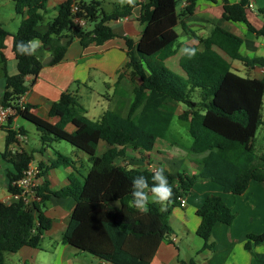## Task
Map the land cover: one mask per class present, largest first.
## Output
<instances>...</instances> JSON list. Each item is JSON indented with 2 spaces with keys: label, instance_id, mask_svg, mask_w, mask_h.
Masks as SVG:
<instances>
[{
  "label": "trees",
  "instance_id": "16d2710c",
  "mask_svg": "<svg viewBox=\"0 0 264 264\" xmlns=\"http://www.w3.org/2000/svg\"><path fill=\"white\" fill-rule=\"evenodd\" d=\"M48 1L12 0L15 13L24 18L14 33L0 24V63L5 78L1 102L11 105L17 116L33 123L43 144L65 141L87 154L90 165L82 181L69 177L70 183L59 189L51 190L48 180L44 179L37 188L40 200L30 209L20 200L0 201V264H7L5 253L17 252L23 246L41 247L42 236L51 225L44 205L52 196H69L75 200L63 231L64 243L109 264H149L158 245L171 241L172 230L168 223L171 209L179 206V198L190 193L198 178L216 182L233 195L243 193L251 181H264V152L257 153L253 144L257 129L264 127V72L261 78H254L241 76L231 68L232 60L264 68V58L243 56L240 53L242 38L215 25L207 37H196L197 45L188 47L196 50L193 57L184 54L180 58L184 77L180 76L162 62L175 53L176 26L179 24L184 31H190L180 18L193 13L196 0H188L181 9L178 8L180 0H146L139 3L138 18L145 26L138 40L124 38L127 61L118 84L127 70L139 80L131 90L126 113L128 95L119 85L115 90L116 103L97 120L84 114L85 108L74 91L66 90L50 107L49 115L58 117L56 123H50L30 112L29 104H25L23 110L18 107V98L43 65L37 51L34 56L19 54L17 42L38 39L41 48L52 56L49 63L54 64L63 58L75 38L86 47L114 37L109 22L130 15L138 2L124 0L107 12L99 0H64L55 6V15L41 29ZM221 1L224 19L242 22L248 30L264 35V24L256 28L248 18L249 0ZM73 2L78 7L75 14L70 10ZM75 16L92 27H77L73 22ZM8 36L16 60V73L12 75L5 71L3 53ZM30 75L33 77L28 81L26 78ZM178 105L183 109L177 118L188 123L192 138L188 152L197 172L171 173L164 168L172 197L164 205L150 203L146 213H139L130 204L132 179L144 176L151 185L154 170L146 167L151 162L150 152L165 138ZM10 122L11 118L5 128L6 148L15 141L17 132L25 134L22 128L17 132L11 129ZM68 123L75 127L71 132L65 129ZM100 140L107 144V149L98 155ZM128 148L140 154L145 161L144 168L117 163L118 158L126 157ZM2 157L12 164V170L7 172V190L15 192L11 182L22 175L32 156L24 150L11 153L7 148ZM72 163L71 158L56 153L49 166ZM39 168L41 175L45 174L47 167L40 163ZM196 212L200 222L195 233L203 241L202 249H212V227L217 222L230 225L235 214L214 194L208 195ZM262 243L264 231L248 233L244 248L252 251L254 245ZM256 261L264 264V255L256 257ZM179 262L197 264L194 258Z\"/></svg>",
  "mask_w": 264,
  "mask_h": 264
},
{
  "label": "crops",
  "instance_id": "0c3cea01",
  "mask_svg": "<svg viewBox=\"0 0 264 264\" xmlns=\"http://www.w3.org/2000/svg\"><path fill=\"white\" fill-rule=\"evenodd\" d=\"M53 1L55 0L47 2L44 20L40 24L41 29H44L46 22L55 15V6L64 0H56L55 4H53ZM131 1H136L138 4L132 8L130 15L109 22L115 34L114 37L102 44L90 43L86 47H83L79 40L75 38L68 45L63 58L59 62L50 64V60L48 63L42 64L43 66L37 77L21 96L24 103L31 106L30 112L50 123H56L58 117L49 115L50 107L59 98L61 93L66 90H72L78 95L83 104L85 108L84 114L92 120H97L103 112L111 109L116 103L118 98L115 93L117 85L128 95L124 113L127 111L131 100V90L139 83V80L137 76H132L129 70H127L118 84L119 76L124 70L123 66L127 61V47L124 38H130L134 42L138 40L145 26V23H142L138 18L140 15L139 3H143L146 0ZM229 1L230 3H234L237 0ZM187 2L188 0H180L178 8L181 9ZM249 4L252 6L247 8L248 18L254 27L259 28L264 24V0H249ZM23 18L24 16L21 15L18 25ZM180 19L181 22L187 25L190 31H184L179 24L176 26L178 41L174 46L175 53L166 58V60L175 57L179 63L180 58L185 54L182 49L197 45L198 41L196 37H207L215 25H219L242 38L243 42L240 47V53L243 56L248 58H264V35H257L248 30L247 26L242 22L224 19L222 17L221 0H196L193 13L188 16H182ZM0 24L5 28L3 22L0 21ZM88 25L90 24L86 23L84 28L90 29L87 27ZM7 31L9 33L15 32ZM181 35L185 36L184 41L179 40ZM5 45L6 47L3 50L6 57L5 71L7 74L12 75L16 73V60L11 50L10 36L6 37ZM37 55L42 57L43 60L50 54L40 46L37 49ZM231 68L241 76L254 78H261L264 72V68L258 64L249 66L244 65L238 60L231 61ZM26 79L28 81L31 80L29 77ZM4 88L5 78L2 64L0 63V101ZM179 109L180 111H178ZM182 109L183 106L178 105L175 111L176 117ZM262 114L264 116V96ZM19 117L15 116L12 118L9 127L16 132L19 128L25 131V134H23L25 137L23 150L31 154L32 159L36 160L38 164L41 163L43 167H47L45 174L41 175V183L44 179H47L49 183L48 187L51 190H55L68 185L70 183L69 177L82 181L83 175L86 174L89 166H87V169L83 166H76L73 163L72 165L49 166L50 162L56 157V153H61L57 149L58 142L60 141L43 144L39 139L37 131V140L29 144L28 133L22 125L18 124ZM7 125L0 126V201L2 202L12 200L10 192L7 190V172L8 170H12V164L2 157V153L7 148L9 151L13 149L14 142H16V138L14 137L15 141L10 143L6 148L5 128ZM74 128L71 123L65 126V129L69 132L73 131ZM259 128L264 129L263 126ZM161 143H163V139L157 145ZM167 147L160 150L156 146L152 152H156L158 156L163 155L164 160L160 161L157 159L156 161L155 159V163L151 159L150 154V163L154 164L155 167L163 166L171 173L182 170H186L189 173L197 172L196 166L191 159L187 166L166 165L165 160H170L171 156L180 157V154L176 153L178 147H175L174 154H167L165 156L163 151ZM254 148L257 153L264 152L263 147H256L254 145ZM65 149L67 152L75 154V156L78 154L77 148L71 144H69V148L67 146ZM106 149L107 144L100 140L96 153L101 155ZM128 151L129 148L127 149L126 158L133 156L132 153L129 155ZM132 152L134 153V151ZM139 157L140 164L133 167L144 168L145 161L141 156ZM171 161L172 164H176L173 159ZM210 194L221 197L235 216L230 225L222 222L215 223L211 231L213 247L212 249H202L203 241L198 240V236L195 233L200 222V217L196 211ZM184 197L186 199L185 206L173 207L168 216V223L172 230L171 241H162L158 245L149 264H180V260L187 262L191 258H194L197 264H257L256 257L264 255V243L254 245L252 251H249L244 248V242L248 233H261L264 231V181H251L243 193L233 195L232 193L225 192L222 186L216 182L198 178L193 184L190 193ZM74 207L75 200L69 196H52L47 200L44 205V213L51 219V225L42 236L41 247L23 246L17 252L5 253L6 263L109 264L61 240Z\"/></svg>",
  "mask_w": 264,
  "mask_h": 264
},
{
  "label": "rangeland",
  "instance_id": "374dc122",
  "mask_svg": "<svg viewBox=\"0 0 264 264\" xmlns=\"http://www.w3.org/2000/svg\"><path fill=\"white\" fill-rule=\"evenodd\" d=\"M99 1L101 2V7L107 12L113 9L114 4L124 2V0H99ZM55 3H56V0L53 1V4ZM20 18H21V15L16 14L14 11L12 0H0V21L4 23L5 28L7 30H9L10 32L16 31L18 27V20H20ZM87 27L91 28L92 24L88 25ZM184 38L185 36L181 35L179 40L184 41ZM162 64L164 67L171 70L172 72L184 77V72L181 70L178 60L175 57H171L170 60L165 59L162 62ZM195 94L196 92L193 93V95ZM178 111H180V109ZM18 124L22 125L25 128L26 132L28 133L29 144L37 140V137H36L37 129L33 123L25 120L22 117H19ZM164 137L165 138L163 139V143L157 145V147L161 150V149H164L166 146H168L163 151L165 156L167 154H174L175 149H176L175 147H178L176 153L178 152L180 154V157L171 156L173 161L176 162L175 165L172 164L171 158L170 160H167V159L165 160L166 165L168 166H187L190 161V157H191V154L188 152V149L192 141V138L188 132V123L181 121L177 119L176 116H174ZM254 142H255L254 145L256 147L264 148V129L263 128H259L256 131ZM58 144H59L57 146L58 151L66 156H69L72 160H74L73 162L74 165L83 166L85 169L88 168L87 166H89L90 163L88 161L87 154H85L83 151H80L79 149H76L78 151V154L77 156H75V154L67 152L65 149V147L67 146L69 148V143L65 141H60L58 142ZM128 153L129 155L132 153L133 156H129L128 158L125 157L121 159L118 158L117 163L126 165L128 167L139 165L140 164L139 162L140 154L137 152L133 153L130 149ZM150 154H151V159L154 160L155 163L157 159H159L160 161L164 160L163 155L158 156L156 152H152V153L150 152ZM198 240H201V239L198 237Z\"/></svg>",
  "mask_w": 264,
  "mask_h": 264
},
{
  "label": "built area",
  "instance_id": "2783aa9c",
  "mask_svg": "<svg viewBox=\"0 0 264 264\" xmlns=\"http://www.w3.org/2000/svg\"><path fill=\"white\" fill-rule=\"evenodd\" d=\"M252 5L248 3V7ZM70 10L73 14L78 11L77 4L73 2L71 4ZM73 22L77 27H84L86 21L80 17H73ZM32 78L33 76H27ZM22 96V95H21ZM21 96L17 100L18 107L23 110L24 108V101L22 100ZM16 115V110L9 104L2 103L0 101V126H5L8 124L9 119L14 118ZM16 138V142L13 145L14 148L10 151L12 153H17L23 151V144L25 141L24 135L17 132L14 136ZM19 140V141H18ZM146 167L151 169H155V165L152 163L147 164ZM41 170L39 168V164L36 160L30 159L26 165V167L22 171V175L13 180L11 182L12 186L15 188V192L10 193V198L13 200H20L23 206L27 209L32 208L34 202L40 200V196L37 194V188L41 184ZM179 206L184 207L186 204L185 197L179 198Z\"/></svg>",
  "mask_w": 264,
  "mask_h": 264
},
{
  "label": "clouds",
  "instance_id": "9594fccd",
  "mask_svg": "<svg viewBox=\"0 0 264 264\" xmlns=\"http://www.w3.org/2000/svg\"><path fill=\"white\" fill-rule=\"evenodd\" d=\"M40 46L38 39L27 42L19 41L16 44V50L21 55L34 56ZM182 51L188 58L196 54V50L193 48H183ZM151 180L150 185L144 176H136L132 179L130 204L139 213H146L150 203L164 205L173 195L172 187L165 175L163 166L154 169Z\"/></svg>",
  "mask_w": 264,
  "mask_h": 264
},
{
  "label": "water",
  "instance_id": "95a60500",
  "mask_svg": "<svg viewBox=\"0 0 264 264\" xmlns=\"http://www.w3.org/2000/svg\"><path fill=\"white\" fill-rule=\"evenodd\" d=\"M51 59H52V56H51V55L45 57V58L42 60V64H46V63H48Z\"/></svg>",
  "mask_w": 264,
  "mask_h": 264
}]
</instances>
